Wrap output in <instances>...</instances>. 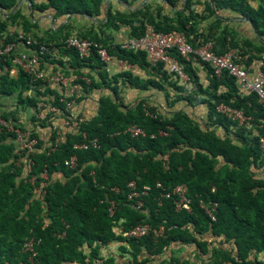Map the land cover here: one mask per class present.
<instances>
[{"label":"trees","instance_id":"trees-1","mask_svg":"<svg viewBox=\"0 0 264 264\" xmlns=\"http://www.w3.org/2000/svg\"><path fill=\"white\" fill-rule=\"evenodd\" d=\"M19 1L0 0L4 15L0 14V40L6 42L20 32L28 33L30 27L35 26L20 7L17 9ZM29 1L33 9L55 10L56 17L72 13L98 16L107 0ZM165 1L175 6L179 0ZM212 2L217 7H229L245 15L252 21L258 36L263 35L264 4L255 9L247 0ZM150 11L141 9L140 14H115L110 9L105 25L117 26L118 22L129 21L132 36L137 37L147 31L145 24L149 23L153 29L163 33L182 32L193 45L212 39L218 53L237 48L243 51V58L248 55L247 61L264 60V45L238 42L226 29L217 35L213 32L206 35L198 33L196 21H193L197 16L194 12H177L174 17L165 16L163 20ZM137 16L138 23L133 24ZM8 23L20 24V31L17 32V27L15 31L8 30ZM63 28L60 26V29ZM54 33L56 31H48L46 37H38L34 33L33 37L49 45L55 44L60 49L59 57L54 58L60 65L65 66L64 58L67 56L72 66H96L100 62L96 53L85 57L76 48L66 46L63 39L69 36L68 33L60 40L55 38ZM190 34H194V40L189 38ZM74 36L97 41L108 47L112 56L118 55L131 62L146 61L147 52L144 50L104 43L101 38L85 32ZM180 61L190 75L189 83L194 82L191 98L201 92L202 97H197V100L207 105L209 122L206 126L182 112L165 119L153 106H149V109L154 116L148 115L143 109V103L147 102L145 99L138 101L134 107L120 108L121 103L115 101L116 96L112 101L102 102L93 118L77 119L78 133L68 134L56 150L49 152L34 130L26 129L13 117L17 127L25 130L29 137H37L39 142L35 150L28 154L33 160L32 170L29 174L26 172L22 179H17L26 168L27 152L18 150L17 136L13 132H0V264H27L29 254L22 252V244L31 236L41 239L36 246V258L42 264H60L62 261L94 263L103 259L101 247L117 241L124 244L119 248L120 256H129L133 264L169 250L173 243L187 245L188 249L194 246L193 251L200 264H264V259L257 258V254L264 253V176H259L264 168L261 143V137H264V113L258 96L243 89L228 72L218 76L208 63L204 64L210 74V83L204 86L191 66L192 61ZM158 68L164 71V77L169 75L162 64ZM262 69L264 71V65ZM89 78L90 83L84 78L76 81L81 84L85 94L95 86V80ZM113 81L117 83V77ZM40 82L34 83L37 85V95L25 99L23 90L31 86L30 77L21 70L18 79L6 77L1 88L13 93L21 89L19 102L34 106L43 96ZM177 83L179 80L171 84L181 91H191L187 87L189 83ZM59 98L57 95L51 102L64 110V102ZM220 103L241 110L250 117L258 135L250 137L246 130L248 124L239 126L236 119L217 110ZM1 114L4 117L8 115L4 111ZM131 123L144 127L147 135L136 137L125 131ZM219 124L228 130L239 127L236 133L238 138L220 136L214 128ZM160 130L168 134L161 135ZM51 132L52 138H55V129ZM153 132L156 136H151ZM93 139H97V145L89 143L88 148L74 147L75 142H92ZM73 153L78 155L76 168L64 164L65 158ZM55 171H61L66 179L51 180ZM42 172L49 177L48 182L40 176ZM32 176H35L33 181ZM132 178L138 188L144 184L150 185L148 193L143 196L145 203L142 207H137L135 200L128 199L127 182ZM157 181L166 190L180 183L186 184L192 198L191 210L177 211L172 198L161 197L163 189L156 186ZM115 188L118 190L115 191ZM36 190L40 193L37 197L34 196ZM106 196L118 203L113 215L109 212L108 202L101 201ZM160 197L162 203H159ZM202 202L217 203L216 220L207 214ZM141 221L155 227L164 226L165 236L161 238L150 234L138 239L128 237L126 232ZM165 264L192 262L170 256Z\"/></svg>","mask_w":264,"mask_h":264},{"label":"crops","instance_id":"crops-1","mask_svg":"<svg viewBox=\"0 0 264 264\" xmlns=\"http://www.w3.org/2000/svg\"><path fill=\"white\" fill-rule=\"evenodd\" d=\"M41 1V0H38ZM250 5L257 9L260 5L264 4V0H247ZM29 0H20L17 5V9L20 7L21 12L26 18L35 26L30 27L27 35H38V37H46L47 32L56 31L54 33L55 38L62 39L61 37L66 35H76L77 33L90 34L94 37L101 38L104 43H113V45L119 44L132 36L131 23L129 21L118 22L117 26L113 24L105 25L108 21V13L111 9L112 13H138L140 10L150 9L151 13L160 19L164 20V17H174L177 12H183L190 14L194 12L197 16L193 19L196 21V28L198 33L206 35L213 32L214 35L221 33L224 29L228 30L234 39L238 42L250 41L258 45H264V33L258 36L255 31L252 21L245 17V15L239 13L232 8H226L221 6H215L212 0H179L175 6L166 2L165 0H107L105 1L102 11L98 16H90L87 13H72L59 15L54 17L55 10L49 9L47 11H40L31 7ZM14 12V11H12ZM0 14L3 15L0 9ZM4 16V15H3ZM138 16L133 24L138 23ZM63 26V29H60ZM20 31L21 27L14 23H8L7 29ZM215 27V28H213ZM152 25L145 24V29H152ZM58 31V32H57ZM21 33V32H20ZM24 33V32H22ZM17 35V34H16ZM190 39L194 40V34H190ZM14 43L15 53H32L33 50L21 41H16L15 37L8 41L0 40V43ZM237 49V48H236ZM134 50V49H133ZM137 51V50H136ZM245 51V50H244ZM237 61L248 71L251 77H255L257 73L262 69L264 60L258 58L255 60H248V55L242 57L243 51L237 50ZM241 52V53H239ZM118 53V52H117ZM59 52L55 55H44L42 57L40 68L47 74L62 73L69 76L73 83L84 76H89L95 80V86L88 93L82 92L80 87L79 95L76 97L72 104V109L75 115H65L61 112H50L47 104L38 107V104L32 106L26 102L20 103L19 96L20 90L16 92H6L2 90V83L6 79H18L20 76V69L14 65L12 60H8L6 63H0V114L1 112H7V118H16L17 123L23 125L26 129L34 130L35 133L44 141L45 148L48 147L52 138V129H55V133L59 132L62 135L63 140L68 134H76L79 131V123L77 119L81 120L91 119L96 116L101 103L104 101H112L115 99L118 103H121L120 108L134 107L138 101L145 99L151 106L155 107L165 119H170L175 113H186L193 119H197L201 125L206 126L209 122L207 117V105L197 100V97H202V93L199 92L195 98H191L190 94H193V83H189L187 87L191 89L189 93L181 91L171 83L178 81L174 75H164V71L159 67V64L153 63L146 55V61H128L127 58L113 55V60L109 63L100 62L94 66L77 65L72 66L71 60L67 56L65 60V66L59 64L58 60H54L56 56L59 57ZM57 57V58H58ZM191 66L196 71L201 82L204 86H208L210 83L209 72L206 65L199 59H192ZM263 63V65H262ZM158 65V66H157ZM81 68V71H79ZM263 70V69H262ZM5 76V79H4ZM117 77V83H114L113 78ZM79 83V82H77ZM40 89L43 92V96L39 97V100L45 101V103H52L55 96L59 95L61 98L64 93L65 86L56 80H45L40 82ZM5 85V84H4ZM177 85H183L180 81ZM186 87V86H185ZM37 85L29 86L23 90L24 98L36 96ZM59 100L61 101V99ZM27 101V100H26ZM52 101V102H51ZM53 104V103H52ZM2 115V114H1ZM64 115V116H63ZM4 117V115H2ZM77 118V119H76ZM236 119V118H233ZM14 121V120H13ZM239 126H246V130L249 136H257L254 126L250 120H237ZM232 127V126H231ZM216 133L222 137L238 138L236 133L239 127H232L226 129L223 125H215ZM262 149L264 150V137H261ZM26 168L22 170L17 179H22L26 176ZM259 176H264V168L259 172ZM49 180V177H47ZM59 179L64 181L66 177L61 171H55L51 175V180ZM47 180V179H46ZM47 180V182H48ZM39 190L34 191V196H39ZM124 245L122 242H114L113 244L101 247V253L103 259L95 260L90 264H133L130 263V257L120 256V246ZM187 245H179L173 243L169 247V250L150 256L148 260H139V263L135 264H165L170 256H177L181 259H187L192 264H200L196 253L193 251L194 246L191 249L186 247ZM115 247V252L111 255L109 251ZM117 250V251H116ZM119 252V254H117ZM108 253V254H106ZM149 257V256H148ZM259 260L264 259V253L257 254ZM60 264H76L75 261H62Z\"/></svg>","mask_w":264,"mask_h":264},{"label":"built area","instance_id":"built-area-1","mask_svg":"<svg viewBox=\"0 0 264 264\" xmlns=\"http://www.w3.org/2000/svg\"><path fill=\"white\" fill-rule=\"evenodd\" d=\"M16 41H21L25 46L33 50L32 53H15L14 43H0V61L6 63L9 59L12 60L15 66L20 70H23L30 77V85L33 86L35 82L45 80H56L65 86L64 93L60 99L64 102V110L55 104L45 103V101H38V107H42L47 104L50 112H63L66 115H75L72 109V104L80 92V83H73L72 79L60 72L47 74L43 71L41 66L42 57L44 55H55L59 52V48L53 44L49 45L45 42L38 41L32 35L25 33H18L15 36ZM66 46L76 48L81 56L90 57L93 53H96L100 60L104 63H109L113 60L112 55L109 53V48L101 45L95 40H90L87 37H78L69 35L63 39ZM119 46L125 49L144 50L147 52L148 58L155 64H162L163 68L169 72V74L176 76V78L184 85H187L190 81V75L185 70L184 65L180 59L186 61H192V59H199L203 63L210 64L215 74L218 76L222 75L223 72H228L233 75L238 83L248 92H253L258 96V102L262 106L264 113V71L261 69L255 77H251L248 71L237 61V49L233 48L225 53H218L215 50V44L212 39H208L199 45L190 44L186 36L179 31H171L163 33L155 29H148L145 33L140 36L128 37L126 40L119 43ZM263 65V63H262ZM88 83L91 79L88 76L83 77ZM80 87H79V85ZM69 96L67 99L66 97ZM150 103L144 102L143 109L146 114L154 116L149 109ZM217 110L225 113L227 116L236 118V120H250L251 118L245 116V114L236 108L230 107L224 103L217 105ZM77 119V118H76ZM81 120L80 118H78ZM3 130L13 132L17 136V148L20 152H27L26 159V172L29 174L32 170L33 160L28 157L30 152H33L38 146L37 137H29L27 132L21 127H17L12 118L3 117L0 114V132ZM127 132L131 135L139 137L147 135V131L144 127L137 123H131L126 127ZM159 134L167 135L166 131L160 130ZM83 136L86 137V132L83 131ZM151 136H156V133H151ZM64 141L62 135L57 132L55 138H53L48 145V151L56 150L61 142ZM89 143L97 145V139H93L92 142L83 140L82 142H75L74 147L88 148ZM64 164L71 168H76L78 165V155L76 153L71 154L65 158ZM44 180L47 179L45 173L40 175ZM35 176L31 177L33 181ZM129 187L128 199L135 200L137 207H142L145 203L143 196L148 193L150 185L144 184L141 188L137 187L135 179H130L127 182ZM156 186L163 189L161 193L162 198H172L177 211L186 210L190 211L192 206V198L188 194V188L186 184L180 183L172 187L170 190H166L160 181L156 182ZM115 191L118 188L114 189ZM159 198V203H162V198ZM102 202H108L109 212L111 215L114 214L118 203L115 200H110L108 196L101 200ZM205 211L211 217L216 220L217 216L215 213L217 203L211 204L202 202ZM150 234H154L155 237H164L165 228L162 225L157 227L151 225L149 222L141 221L134 224L127 232L126 235L131 238H141ZM41 239L35 236L27 237L24 244H22V252L28 253L27 264H42L40 260L36 258V246L40 244Z\"/></svg>","mask_w":264,"mask_h":264},{"label":"rangeland","instance_id":"rangeland-1","mask_svg":"<svg viewBox=\"0 0 264 264\" xmlns=\"http://www.w3.org/2000/svg\"><path fill=\"white\" fill-rule=\"evenodd\" d=\"M116 251H117V250H116ZM110 252H112V253H110ZM113 252H115V247L109 251V253H110L111 255L113 254ZM106 254H108V253H106ZM117 254H119V252H117Z\"/></svg>","mask_w":264,"mask_h":264},{"label":"water","instance_id":"water-1","mask_svg":"<svg viewBox=\"0 0 264 264\" xmlns=\"http://www.w3.org/2000/svg\"><path fill=\"white\" fill-rule=\"evenodd\" d=\"M123 1V0H122Z\"/></svg>","mask_w":264,"mask_h":264}]
</instances>
